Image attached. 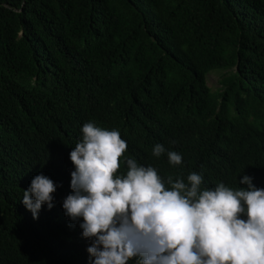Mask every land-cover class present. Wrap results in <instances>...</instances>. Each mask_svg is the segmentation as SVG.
Wrapping results in <instances>:
<instances>
[{
    "label": "trees",
    "instance_id": "1",
    "mask_svg": "<svg viewBox=\"0 0 264 264\" xmlns=\"http://www.w3.org/2000/svg\"><path fill=\"white\" fill-rule=\"evenodd\" d=\"M88 122L126 141L121 172L134 158L264 189V0H0V264H90L62 207ZM41 173L57 188L34 219L23 191Z\"/></svg>",
    "mask_w": 264,
    "mask_h": 264
},
{
    "label": "clouds",
    "instance_id": "2",
    "mask_svg": "<svg viewBox=\"0 0 264 264\" xmlns=\"http://www.w3.org/2000/svg\"><path fill=\"white\" fill-rule=\"evenodd\" d=\"M80 131L62 207L71 221H83L90 264H264V189L252 177L239 180L246 187L208 188L195 172L164 179L134 158L121 172L127 143L119 131L92 122ZM165 153L170 165H181L176 151L152 149L157 158ZM56 188L42 173L32 178L22 203L34 219L43 205L53 207Z\"/></svg>",
    "mask_w": 264,
    "mask_h": 264
},
{
    "label": "rangeland",
    "instance_id": "3",
    "mask_svg": "<svg viewBox=\"0 0 264 264\" xmlns=\"http://www.w3.org/2000/svg\"><path fill=\"white\" fill-rule=\"evenodd\" d=\"M224 73V71H214L207 75L206 84L212 91L219 88V80Z\"/></svg>",
    "mask_w": 264,
    "mask_h": 264
}]
</instances>
